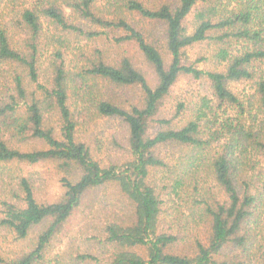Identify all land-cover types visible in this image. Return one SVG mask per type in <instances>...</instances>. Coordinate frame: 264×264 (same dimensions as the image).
Returning a JSON list of instances; mask_svg holds the SVG:
<instances>
[{
  "label": "trees",
  "instance_id": "16d2710c",
  "mask_svg": "<svg viewBox=\"0 0 264 264\" xmlns=\"http://www.w3.org/2000/svg\"><path fill=\"white\" fill-rule=\"evenodd\" d=\"M97 1L37 0L12 23L20 39L0 26V61L13 66L0 90V165L52 167L60 189L56 199L40 200L34 182L21 177L2 192L0 232L12 240L0 244V264H51L50 245L98 190L112 194L98 209L103 220L76 232L98 255L63 251L64 262L54 264H247L245 257H215L248 252L264 218V0ZM102 36L133 44L152 83L131 58L82 44ZM195 46L209 50L215 69H198L204 58L188 60ZM182 76L211 91L194 110L181 101L166 107ZM97 83L133 90L135 98L94 97ZM239 84H249V94L237 92ZM84 103L123 130L127 161L102 164L78 139ZM187 110L192 118L183 122ZM212 147L219 148L210 163L221 200L186 179ZM236 155L247 162L240 185ZM159 170L176 175L171 191L154 183ZM183 188L190 189L183 200L190 214L198 211L208 228L192 255L176 253L178 236L162 226L164 195L179 199Z\"/></svg>",
  "mask_w": 264,
  "mask_h": 264
},
{
  "label": "rangeland",
  "instance_id": "374dc122",
  "mask_svg": "<svg viewBox=\"0 0 264 264\" xmlns=\"http://www.w3.org/2000/svg\"><path fill=\"white\" fill-rule=\"evenodd\" d=\"M37 0H0V26H7L8 32L15 39H20L17 31L13 28V21L20 16V13L26 9L30 8ZM59 1V0H57ZM104 0H98L96 2L97 6H104ZM108 37H99L98 39L84 43L86 50L92 48H98L104 53H106L110 58L116 59L120 56H126L131 58L142 70L148 73L149 83H152L153 76L150 74V71L147 69L143 57L133 44L125 45H115L110 42ZM188 60L193 63L200 58H204V61H200L197 64L198 69H215L216 65L212 61L209 50L206 47H192L186 51ZM12 67L11 64H6L0 61V90L5 87L4 85L8 84V81L12 78ZM44 81V79H41ZM237 92H245L249 94V84H239L236 86ZM93 96L97 97L99 94L103 93L110 100H120L121 102H130L135 98L136 92L133 90H117L114 88L106 87L101 83H97L93 87ZM206 95L210 96L211 91L205 82L202 81H192L188 77H181L175 88L172 90L170 96L166 99V107L168 109L174 108L177 102H183L186 105H189L188 109L191 108L194 110L195 105L198 103L200 96ZM85 99V97L83 98ZM73 103L75 104V98H72ZM80 103V102H79ZM78 103V104H79ZM86 112L80 117H77V137L78 139L86 142L95 158L100 160L102 164H114L120 165L127 161L128 153L125 150L124 139H123V130L119 128L117 122L104 119L99 117L92 108L88 107L87 103H84ZM194 112V111H193ZM192 118V112L187 110L182 116L183 122ZM182 122V123H183ZM180 123V125L182 124ZM32 143L27 144L30 146ZM114 144H119L115 146ZM38 146V144H34ZM219 148L212 147L209 150H206L202 156L199 158V166L197 171L193 172L190 170V173L187 175L186 179L191 183L193 177L199 183V188L201 193L204 191L207 193L215 194V199L221 200L222 197L218 189L214 184V181L211 176V163L215 154H217ZM177 155H175V158ZM253 160L255 159V154L252 153L250 156ZM174 158V159H175ZM243 155H236L235 162L237 168V185H240L243 177L248 171L244 163ZM261 168H264V162L259 161ZM171 173V172H170ZM176 175L168 174L165 171H158L154 173L153 181L158 185V188L165 186L166 191H171L172 180ZM21 177H28L32 182H34L37 197L40 200L50 201L58 197L60 193L59 185L56 181V176L54 175V170L52 167L48 166H18V165H0V195H2L7 188H17V182ZM189 189V188H188ZM187 188H183L184 192L179 194V199H175L173 196L164 194V204H163V215H162V226L167 232L174 233L178 236V242H176L175 252L178 254H187L192 255L194 250L195 242H200L205 245L207 241L208 228L199 217L198 211L193 210V216L189 212L191 205L186 204L183 200L186 198ZM190 190V189H189ZM203 190V191H202ZM204 194V193H203ZM112 199V194L110 190H98L96 192H90L83 200L80 210L75 214L70 224L60 234L50 245L48 259L52 261L51 264H54L57 259L58 261H63L64 258L61 254L63 251L72 253V256L75 257V252L84 251L90 253L94 256H97L98 253L95 250L96 248L83 244L84 239L79 236L78 229L87 227L90 225L93 227L95 224H98L99 220H96V217L99 213L98 209L104 202L110 201ZM103 220V217L100 218V222ZM99 222V223H100ZM260 225L256 229L254 239L251 240V244L247 247L245 254L240 251L230 249L226 250L222 256L215 257L216 260L222 259L225 256V253L230 257V255L238 256V258L243 259L245 257V262L247 264H261L264 259V218L260 220ZM38 232V229L33 232V235ZM73 232L76 233V236L73 237ZM4 234L0 232V244L7 245L10 240V237H4ZM3 241V242H2ZM67 259V255L65 256ZM103 260V259H102ZM69 262V259L67 260ZM99 264H105L104 261H101Z\"/></svg>",
  "mask_w": 264,
  "mask_h": 264
}]
</instances>
